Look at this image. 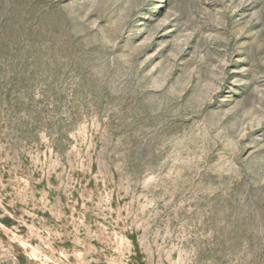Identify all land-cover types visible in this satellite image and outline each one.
Returning a JSON list of instances; mask_svg holds the SVG:
<instances>
[{
    "label": "rangeland",
    "instance_id": "1",
    "mask_svg": "<svg viewBox=\"0 0 264 264\" xmlns=\"http://www.w3.org/2000/svg\"><path fill=\"white\" fill-rule=\"evenodd\" d=\"M0 264H264V0H0Z\"/></svg>",
    "mask_w": 264,
    "mask_h": 264
}]
</instances>
